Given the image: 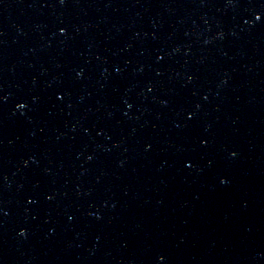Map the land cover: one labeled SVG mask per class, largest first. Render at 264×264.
I'll use <instances>...</instances> for the list:
<instances>
[{
    "label": "water",
    "instance_id": "water-1",
    "mask_svg": "<svg viewBox=\"0 0 264 264\" xmlns=\"http://www.w3.org/2000/svg\"><path fill=\"white\" fill-rule=\"evenodd\" d=\"M0 264H264V0H0Z\"/></svg>",
    "mask_w": 264,
    "mask_h": 264
},
{
    "label": "snow or ice",
    "instance_id": "snow-or-ice-1",
    "mask_svg": "<svg viewBox=\"0 0 264 264\" xmlns=\"http://www.w3.org/2000/svg\"><path fill=\"white\" fill-rule=\"evenodd\" d=\"M61 31H64V29H61Z\"/></svg>",
    "mask_w": 264,
    "mask_h": 264
}]
</instances>
